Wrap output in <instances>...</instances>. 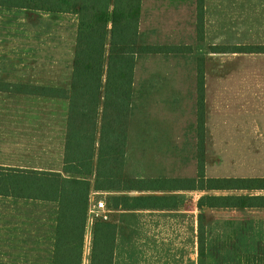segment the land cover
I'll list each match as a JSON object with an SVG mask.
<instances>
[{
  "label": "rangeland",
  "instance_id": "1",
  "mask_svg": "<svg viewBox=\"0 0 264 264\" xmlns=\"http://www.w3.org/2000/svg\"><path fill=\"white\" fill-rule=\"evenodd\" d=\"M196 18V0H142L136 42L158 48L159 53L140 54L135 61L126 180L196 179L200 162L206 178H264V0H204L201 39ZM47 19L51 20L44 14L0 9V20ZM54 21V56H44L37 64H25L24 56H18V62L41 71L48 57L55 88L68 90L76 19L65 15ZM37 31L36 42L41 45L45 30ZM241 47L245 49H237ZM199 65L204 72L201 123L196 93ZM4 68L15 67L0 63ZM13 86L19 90V85ZM248 194L264 192L117 191L97 200L105 198L116 212L111 214L117 227L113 261L119 264H197L199 214L204 264H264V208L197 207L202 197ZM124 196H169L176 198L177 207L120 215L117 204ZM87 234L82 264H89L91 256L90 229ZM4 240L9 260L10 239Z\"/></svg>",
  "mask_w": 264,
  "mask_h": 264
},
{
  "label": "trees",
  "instance_id": "2",
  "mask_svg": "<svg viewBox=\"0 0 264 264\" xmlns=\"http://www.w3.org/2000/svg\"><path fill=\"white\" fill-rule=\"evenodd\" d=\"M0 8L44 14L53 21L65 15H73L76 19L69 89L36 91L22 86L19 90L18 86L8 87L22 94L40 93L68 101L64 177L15 170H9L16 172L14 176L1 175L8 196L58 203L52 264H82L91 182L96 192H264V178H206L203 162L198 164L196 179L124 178L135 61L140 54L159 53L158 48L139 46L136 42L142 0H0ZM196 9L201 39L204 0H196ZM203 73V66L199 65L196 93L200 123L204 113ZM175 201L176 198L169 196H124L120 198L119 208L123 211H170L177 207ZM197 207L200 210L264 208V195L206 196L199 199ZM197 226L198 264H204L202 214L198 215ZM116 229L114 223L94 225L89 264H113Z\"/></svg>",
  "mask_w": 264,
  "mask_h": 264
},
{
  "label": "crops",
  "instance_id": "3",
  "mask_svg": "<svg viewBox=\"0 0 264 264\" xmlns=\"http://www.w3.org/2000/svg\"><path fill=\"white\" fill-rule=\"evenodd\" d=\"M39 21L41 23L0 20V56H3L0 63L15 67L0 69V263L4 264H52L53 260L58 203L8 196L1 176L3 174L6 177V173L14 176L16 172L9 170H15L23 173L61 174L64 177L62 171L68 101L40 93H16L8 89L13 85L36 91L55 88V74L53 67L48 68V57L46 69L41 71L36 70L37 67L29 68L18 62V56H24L22 62H27L25 64L30 61L37 64L44 56H54L56 23L49 19ZM23 27L26 29L17 31ZM39 28L45 30L42 32L45 33L42 39L45 42L41 45L36 42ZM73 35L74 30L70 41L72 51ZM23 49H28L26 54L22 52ZM67 76L66 84L69 85L70 69ZM13 187L18 188L15 185ZM113 193L96 192L91 182L88 206L102 195ZM117 212L122 215L132 211L118 209ZM5 227H8L7 230ZM88 229L89 226L85 225V232ZM92 232L93 228L91 237ZM88 236L84 233V241ZM5 237L10 239L7 247L13 253L9 260L4 256ZM116 261H113L114 264L121 262Z\"/></svg>",
  "mask_w": 264,
  "mask_h": 264
},
{
  "label": "built area",
  "instance_id": "4",
  "mask_svg": "<svg viewBox=\"0 0 264 264\" xmlns=\"http://www.w3.org/2000/svg\"><path fill=\"white\" fill-rule=\"evenodd\" d=\"M117 207L120 209L119 203L117 204ZM114 212L115 211H111L108 208L105 198L98 199L92 205L87 207L86 225L89 226V229L92 231L95 224L113 223L111 214ZM89 229L85 232V234L89 231Z\"/></svg>",
  "mask_w": 264,
  "mask_h": 264
}]
</instances>
